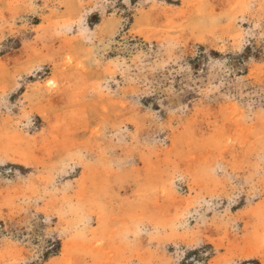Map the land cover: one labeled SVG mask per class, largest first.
Wrapping results in <instances>:
<instances>
[{"label": "rangeland", "instance_id": "374dc122", "mask_svg": "<svg viewBox=\"0 0 264 264\" xmlns=\"http://www.w3.org/2000/svg\"><path fill=\"white\" fill-rule=\"evenodd\" d=\"M0 264H264V0H0Z\"/></svg>", "mask_w": 264, "mask_h": 264}]
</instances>
